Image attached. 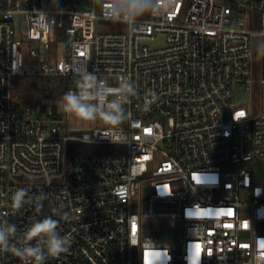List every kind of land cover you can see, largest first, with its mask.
<instances>
[{"label": "built area", "instance_id": "built-area-1", "mask_svg": "<svg viewBox=\"0 0 264 264\" xmlns=\"http://www.w3.org/2000/svg\"><path fill=\"white\" fill-rule=\"evenodd\" d=\"M159 3L130 30L105 20L97 0H0V222L17 226L12 243L23 246L33 222L58 219L71 246L45 264H264L263 72L260 111L253 97L234 104L235 89L255 86L264 0ZM102 22L112 31H97ZM83 72L113 94L122 76L135 81L121 143L104 138L109 127L66 135L53 109L14 102V77L63 78L66 93ZM149 89L159 99L145 112ZM70 142L120 148L75 154ZM20 187L46 193L43 208H13ZM161 219L176 223L174 241L147 224ZM0 264L22 262L0 253Z\"/></svg>", "mask_w": 264, "mask_h": 264}, {"label": "clouds", "instance_id": "clouds-1", "mask_svg": "<svg viewBox=\"0 0 264 264\" xmlns=\"http://www.w3.org/2000/svg\"><path fill=\"white\" fill-rule=\"evenodd\" d=\"M104 13V19L112 23H120L130 30H138L144 17L160 9L159 0H97ZM137 85L131 77L122 76L118 92L113 94L109 84L100 79L95 72H83L77 91H68L60 99V107L70 118L84 122H101L105 127L113 129V137H104L113 143H121L123 132H116L129 119L126 105L130 98L137 96ZM159 97L149 89L143 99L142 110L151 111ZM47 194L33 195L29 189L20 187L11 196V206L16 210L26 205L43 208ZM57 215H61L59 209ZM67 216V213H63ZM60 221L53 216L33 222L25 233V243L18 246L12 243L17 237L18 229L7 220L0 222V253H10L22 264H45L48 258H57L69 251L71 239L58 231ZM37 241L35 245L30 243Z\"/></svg>", "mask_w": 264, "mask_h": 264}, {"label": "rangeland", "instance_id": "rangeland-1", "mask_svg": "<svg viewBox=\"0 0 264 264\" xmlns=\"http://www.w3.org/2000/svg\"><path fill=\"white\" fill-rule=\"evenodd\" d=\"M255 28H257V25H255ZM96 30L101 32H108L112 31V28L110 24L101 23L96 24ZM263 41L261 38H258L255 40L254 44V58H253V76L255 80V86L253 89V92L251 93H243L240 90L235 89L234 91V104L236 106H240L241 104H246V101L252 100L253 97V106L254 110L257 111V113L260 111L261 108V95H260V86L259 82L262 78V68L260 64L261 60V48L259 46L260 42ZM48 78H37V77H27V76H19L14 77L13 79V93L14 98L17 102H19L23 107L26 104L24 101H37L38 103L31 104L33 107H36L38 109H53L57 115L64 118L67 121V130L66 135L70 136H81L83 132L90 131L93 128H105V126L101 122H84L79 121L76 119H70L62 110L60 107V99L63 95V88L59 85V82L52 79L47 80ZM57 79V78H55ZM30 105V104H27ZM246 107V106H245ZM96 150L104 149L102 147L98 148H92ZM107 151V150H106ZM106 151L100 152V153H92L95 155H107L111 154L112 152L108 153ZM263 169V162L259 161L256 163V170L258 173H260ZM147 193V190L145 191ZM148 226L151 224L155 226V228L159 229V241L160 242H171L175 240L176 233H175V226L176 223L167 220V219H161V220H155V221H147ZM264 233V231H263Z\"/></svg>", "mask_w": 264, "mask_h": 264}, {"label": "trees", "instance_id": "trees-1", "mask_svg": "<svg viewBox=\"0 0 264 264\" xmlns=\"http://www.w3.org/2000/svg\"><path fill=\"white\" fill-rule=\"evenodd\" d=\"M260 64H261V68H262V72L264 74V48L262 49V52H261V60H260ZM56 80L59 82V85L64 89L63 90V94L65 93L66 91V81L63 79V78H59V79H55V78H48L47 80ZM13 99H14V102L17 104V105H21L19 102H17L14 98V93H13ZM25 103H22V104H33V103H38L36 100L35 101H24ZM22 106V105H21ZM98 148V147H102L104 149H101V150H96V149H92V148ZM67 148H68V152L69 153H75V154H92V153H100V152H103V151H106L108 153L112 152L111 154H117L119 153V146H116V145H106V146H87V145H80V144H76V143H68L67 145Z\"/></svg>", "mask_w": 264, "mask_h": 264}]
</instances>
